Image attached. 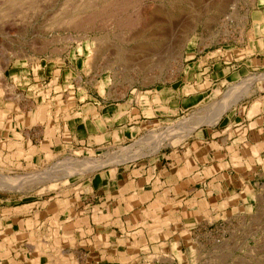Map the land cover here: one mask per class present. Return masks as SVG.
Returning <instances> with one entry per match:
<instances>
[{"label":"crops","instance_id":"obj_1","mask_svg":"<svg viewBox=\"0 0 264 264\" xmlns=\"http://www.w3.org/2000/svg\"><path fill=\"white\" fill-rule=\"evenodd\" d=\"M252 30L248 54L207 58L190 66L181 83L135 98L78 103L67 119L40 121L32 105L23 116L6 115L0 103V124H13L8 131L0 126V152L25 151L26 163L49 151L127 142L145 125L186 114L230 83L264 71V21ZM253 85L220 120L150 158L97 169L37 200L20 203V195L0 193V264H144L164 256L176 262L198 232L264 190V77ZM9 142L17 146L2 147Z\"/></svg>","mask_w":264,"mask_h":264},{"label":"rangeland","instance_id":"obj_2","mask_svg":"<svg viewBox=\"0 0 264 264\" xmlns=\"http://www.w3.org/2000/svg\"><path fill=\"white\" fill-rule=\"evenodd\" d=\"M9 1L0 0L1 112H18L23 116L32 105L31 112L35 111L38 119L47 120L50 116L56 120L67 119L69 110L78 103L93 99L102 102L131 99L156 86L179 84L192 72L190 66L203 64L207 58L233 59L248 54L256 37L253 25L264 21V0H219L220 3L215 0H127V3L120 0L121 8L128 7L123 15L125 19L129 15L133 19L140 17L142 24L124 28L116 21L107 23L103 20L107 19L106 12L89 29L78 22L81 15L102 10L111 0H18L13 5ZM218 9L223 10L220 19ZM130 47L133 51L128 50ZM263 72L253 71L248 76H260L258 80H261ZM258 80L252 83L249 94ZM228 87L186 114L143 126L127 142L92 149L69 147L66 151H49L44 156L29 158L26 163L20 161L25 151H18L17 155L2 151L0 177H32L23 184L1 182V198L17 194L22 203L64 192L92 172L73 175L62 169L51 176L45 173L52 172L68 158H102L136 145L151 131L173 130L186 117L224 99ZM46 99L53 102L38 105ZM210 124L213 123H203ZM0 126H8L5 130L8 131L13 124L1 122ZM186 138L184 135L171 138L161 148L177 146ZM10 146L13 145L2 144V147ZM155 146L151 140L145 141L143 151L147 154L134 160L152 157L157 153L152 150ZM181 251L183 254L176 262L164 256L162 262L144 264H264V190L248 206L220 217L207 230L198 232L195 242Z\"/></svg>","mask_w":264,"mask_h":264},{"label":"bare ground","instance_id":"obj_3","mask_svg":"<svg viewBox=\"0 0 264 264\" xmlns=\"http://www.w3.org/2000/svg\"><path fill=\"white\" fill-rule=\"evenodd\" d=\"M12 1V5L13 3H16L18 2L17 1ZM9 1V2H11ZM119 1L120 0H111V2L109 1L106 5L107 7L103 6L104 8L102 10H94L92 13H88L87 15L83 14L81 15L82 18H80V20H78V22H80L82 24V27H87L89 28L90 26L93 27L92 24H94V22H96L97 19H100L99 18V15H101L102 13H106L107 15V19H104L103 20H106L107 23H111V22H114L116 21L120 27H134L135 24L137 23H140L141 22V19L139 17V19H133L129 16H127V18L125 19V17L123 16L124 15V12H126V9L128 7H124V8H121L119 6ZM127 0H125L126 2ZM175 1V0H174ZM212 1V0H211ZM121 2V1H120ZM125 2L123 4H125ZM137 2V1H136ZM188 2V1H187ZM214 2V1H213ZM216 3H220L219 0L216 1ZM7 3V1H6ZM127 3V2H126ZM132 3V2H131ZM129 4V3H128ZM134 3H132L131 5L133 6ZM15 5V4H14ZM105 5V4H103ZM151 5V4H150ZM171 5V4H170ZM214 5V4H213ZM212 5V6H213ZM2 6V5H1ZM128 6V5H127ZM223 6H224V3H223ZM131 7V6H130ZM218 7V6H217ZM216 7V8H217ZM150 8V7H149ZM234 8V7H233ZM232 8V9H233ZM86 9V8H85ZM142 10V9H141ZM204 10V9H203ZM137 11V10H136ZM223 11V10H222ZM221 9H218V13H217V17L219 18V14L222 13ZM233 11V10H232ZM132 12V11H131ZM226 13V12H224ZM232 13V12H231ZM230 13V14H231ZM149 14V13H148ZM135 15V14H134ZM156 15V14H155ZM154 15V16H155ZM222 15V14H221ZM104 16V15H102ZM121 16V17H120ZM230 16V15H229ZM79 17V16H78ZM101 17V16H100ZM138 17V16H137ZM102 19V18H101ZM157 19V18H156ZM216 19V18H215ZM220 19V18H219ZM74 21H77V20H74ZM99 23V21H97ZM143 22V20H142ZM141 22V24H142ZM68 23V22H67ZM102 23V22H101ZM104 24V23H103ZM106 24V23H105ZM113 24V23H112ZM115 24V23H114ZM70 25V24H69ZM74 25V24H73ZM78 25V23H77ZM84 25V26H83ZM107 25H110V24H107ZM139 25V24H137ZM136 25V26H137ZM148 25V24H147ZM80 26V25H79ZM112 26V25H111ZM105 27V26H104ZM114 27V25H113ZM146 27V26H145ZM97 28V26H96ZM143 28V27H142ZM90 29V28H89ZM145 29V28H144ZM142 29V30H144ZM147 29V28H146ZM118 30V29H117ZM120 30V29H119ZM131 31V30H129ZM140 31V30H139ZM120 32V31H119ZM126 32H128L126 30ZM163 32V31H162ZM130 33V32H129ZM128 33V35H129ZM140 33V32H139ZM112 34V33H111ZM116 34V33H115ZM136 34V33H135ZM165 34V33H164ZM131 35V34H130ZM134 35V34H133ZM140 35V34H138ZM137 35V36H138ZM155 35V34H154ZM153 35V36H154ZM163 35V34H162ZM102 36V35H101ZM137 36H133L132 38L134 37H137ZM152 36V37H153ZM160 36V35H159ZM59 38V37H58ZM94 38V37H93ZM106 38V37H105ZM149 38V37H148ZM99 40V38H97ZM136 39V38H135ZM147 39V37H146ZM96 40V39H95ZM101 40V39H100ZM108 40V39H107ZM120 40V39H119ZM127 40V39H126ZM125 40V41H126ZM132 40V39H131ZM124 42V41H123ZM100 43V42H99ZM97 43V44H99ZM106 43V42H105ZM100 45V44H99ZM178 46V45H177ZM158 47V46H157ZM47 48V47H46ZM103 48V47H102ZM149 49V48H148ZM152 49V48H151ZM129 51H133V49H128ZM159 50V49H158ZM162 50V49H161ZM124 52V50H122ZM8 52V51H7ZM122 52V54H123ZM127 52V51H125ZM124 52V53H125ZM159 52V51H158ZM155 53V52H154ZM128 54V53H127ZM140 57V56H139ZM158 57V56H157ZM119 58V57H118ZM6 59V58H5ZM4 59V60H5ZM143 59V58H142ZM147 59V58H145ZM7 60V59H6ZM8 61V60H7ZM162 61V60H161ZM161 63V62H160ZM135 64V63H134ZM140 64V63H139ZM138 65V64H137ZM159 65V64H158ZM7 66V65H6ZM113 76V75H112ZM258 78H260V76H257V77H246V79L240 81V83H236V84H232V86L230 87L226 97H224V99L222 100H218L217 102L215 103H212L211 106H209L208 108H206V110L200 112V113H197V114H193L192 116H188V118L186 117V119H184L181 123H179V126L176 127L175 129L173 130H169L171 128H169L167 131H161V132H155V131H151L149 136L146 137L145 140H142L141 141H138L136 145H132L130 147H123L121 150L115 152V153H108L106 154L104 157L102 158H96V157H88L85 159H74V158H68L66 159L63 163H61L60 166L57 165V168L55 170H52V172H47L45 173V175H54V174H57L56 172L58 170H62V169H66V170H69L71 171L70 173H72L73 175L74 174H78V173H85V172H93L94 170L96 169H100V168H103L104 166L106 165H109V164H118V163H122V162H127L129 160H134L136 158H139V157H142L144 155H146L147 153H145L143 151V147H144V143L145 141H148V140H151V142H154L155 143V149H152L154 150V152H158L161 147L164 145L165 141L171 139V138H174V137H180L182 135L184 136H187L193 129L197 128L198 126H200L201 124L203 123H212V122H216L218 121L221 116L223 115V113L225 111H227L229 108L232 107V105H234L238 100H240V97L242 95H246L249 91V88L251 87L252 83L255 82L256 80H258ZM11 91V90H10ZM11 94V93H10ZM242 98V97H241ZM23 114V113H22ZM19 116V115H18ZM144 139V138H143ZM150 143V141H149ZM14 143L9 142V145H12ZM148 144V142H147ZM14 146V145H13ZM150 146V145H149ZM148 148V146H146ZM151 150V149H150ZM156 150V151H155ZM21 151V150H19ZM112 152V151H110ZM150 153V152H149ZM20 155V154H19ZM116 167V166H115ZM71 174V175H72ZM20 175V174H19ZM7 176V175H6ZM9 176V175H8ZM7 176V177H8ZM10 177L12 176H9V178H5V177H0V183H4V182H8V183H11V184H23L25 182V180H27L28 178L32 177V176H28L25 178V175H23V177H16L14 179H10ZM38 177V176H37ZM65 177V176H64ZM36 178V177H35ZM49 178V177H48ZM9 179V180H8ZM20 184V185H21ZM19 186V185H18Z\"/></svg>","mask_w":264,"mask_h":264}]
</instances>
